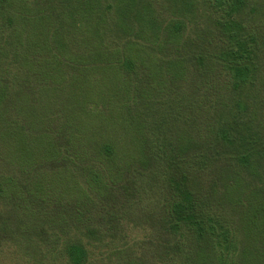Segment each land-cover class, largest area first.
<instances>
[{
	"label": "trees",
	"instance_id": "obj_1",
	"mask_svg": "<svg viewBox=\"0 0 264 264\" xmlns=\"http://www.w3.org/2000/svg\"><path fill=\"white\" fill-rule=\"evenodd\" d=\"M0 258L264 264V0H0Z\"/></svg>",
	"mask_w": 264,
	"mask_h": 264
},
{
	"label": "rangeland",
	"instance_id": "obj_2",
	"mask_svg": "<svg viewBox=\"0 0 264 264\" xmlns=\"http://www.w3.org/2000/svg\"><path fill=\"white\" fill-rule=\"evenodd\" d=\"M35 23H37V22L36 21H34V22L29 21L28 22V24L25 26V34H27L28 36H33V35L37 36V35L42 34L41 28H35L32 26ZM107 71H112V70L109 69V67H108V68L104 69V72L102 74L98 75L96 72H92L90 74H86L85 76H83V77H85L84 80L86 82L87 88H91V91H96V92H99L100 90L105 91L106 89H108L107 84H103V82L106 83L107 81H109L110 76L115 78V75L114 74L110 75ZM156 77H158V76H156ZM176 134L183 135L180 126L178 127ZM5 262L6 261H3L0 258V264H4Z\"/></svg>",
	"mask_w": 264,
	"mask_h": 264
}]
</instances>
